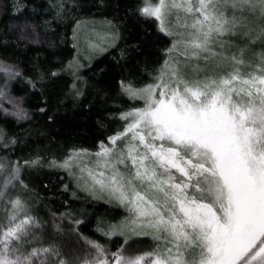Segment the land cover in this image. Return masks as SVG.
<instances>
[{
    "label": "snow or ice",
    "instance_id": "snow-or-ice-1",
    "mask_svg": "<svg viewBox=\"0 0 264 264\" xmlns=\"http://www.w3.org/2000/svg\"><path fill=\"white\" fill-rule=\"evenodd\" d=\"M134 12L155 24L163 46L156 67L142 69L144 82L120 79L128 106L115 114L123 123L107 143L95 152L73 147L61 160L36 154L0 162V264H264V0H138ZM87 23L73 27L77 51ZM89 31L96 38L89 46L101 52L120 35L108 20ZM76 67L73 58L27 78L40 87L39 112L61 100L45 93V82L55 86ZM0 72L22 76L2 62ZM65 95L83 93L73 83ZM15 106L13 115L27 119ZM0 139L17 143L2 130ZM44 167L72 178V198L80 191L126 210L121 221L98 219L95 227L107 239L121 237L115 250L85 235L70 208L49 210L50 219L37 214L41 198L24 175Z\"/></svg>",
    "mask_w": 264,
    "mask_h": 264
},
{
    "label": "trees",
    "instance_id": "trees-1",
    "mask_svg": "<svg viewBox=\"0 0 264 264\" xmlns=\"http://www.w3.org/2000/svg\"><path fill=\"white\" fill-rule=\"evenodd\" d=\"M137 3L138 0H0V62L15 66L22 73L20 77H11L0 72V93H3L0 130L9 140L17 141L5 147L0 139V162L22 161L36 154L47 160L53 157L61 160L73 147L95 152L101 141L107 143V137L123 123L115 114L128 106L119 94L120 79L131 75L137 83L144 82L142 78L147 73L142 69L156 67L159 48L163 46L158 39L163 34L157 32L155 24L135 14ZM61 4L64 8L58 9L57 5ZM76 20L88 22L87 27L78 29L79 51L73 47ZM105 20L119 28L116 46L102 52L88 50L80 41L81 30L91 29L93 23L101 30ZM255 47L258 51L260 45ZM121 51L125 53L123 57ZM73 58L79 65L71 70L76 72L75 77L71 71H65L56 78L55 86L51 81L45 82V93L59 95L62 102L51 101L47 115L39 112L43 106L40 87L33 89L27 78L35 76L37 69L66 66ZM73 83L83 93L75 99L65 95ZM17 103L26 110L27 119L13 115ZM49 115L53 116L52 121L48 120ZM24 180L33 194L41 198L36 205L39 216L50 219L49 210L60 213L70 208L83 219L80 229L85 235L115 250L121 237L107 239L95 227L98 219L103 226L121 221L128 215L124 208L104 199L94 200L80 191L79 199L72 198V178L63 170L47 167L26 170ZM64 184H69L68 192L63 190ZM63 224L67 225L68 221L64 220ZM141 239L151 243L147 237ZM134 247L144 250L148 244Z\"/></svg>",
    "mask_w": 264,
    "mask_h": 264
},
{
    "label": "rangeland",
    "instance_id": "rangeland-1",
    "mask_svg": "<svg viewBox=\"0 0 264 264\" xmlns=\"http://www.w3.org/2000/svg\"><path fill=\"white\" fill-rule=\"evenodd\" d=\"M90 30V28H84V29H82L81 30V42H82V44L83 45H85V46H87V49L88 50H93L90 46H89V41L91 40L92 42H95V36H94V34L91 32V31H89ZM81 163H83V164H89L90 163V161L88 160V159H84L83 161H81Z\"/></svg>",
    "mask_w": 264,
    "mask_h": 264
}]
</instances>
